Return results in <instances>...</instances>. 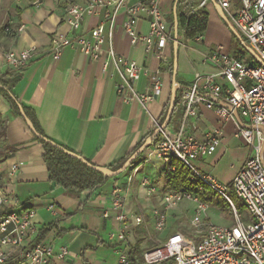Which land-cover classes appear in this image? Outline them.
<instances>
[{"label": "built area", "instance_id": "obj_1", "mask_svg": "<svg viewBox=\"0 0 264 264\" xmlns=\"http://www.w3.org/2000/svg\"><path fill=\"white\" fill-rule=\"evenodd\" d=\"M208 1L201 0L199 8L205 7ZM211 1L215 11L226 18L264 65V0ZM65 2L63 23L73 34L54 33L50 46L52 60L57 61L65 48L77 49L90 61L102 60V73L119 78L116 92L122 96L123 102H136L147 112L148 105L160 91V80L156 73L117 54L112 46V35L116 20L121 17L122 30L131 46H142L147 53L154 48L162 51L170 40V26L160 8V0H88L85 5L76 0ZM90 16H100L101 20L86 35L77 36L82 21ZM141 17L147 20L145 34L136 30ZM105 26L108 29L106 37ZM21 30L22 27L17 32ZM4 32L14 35L9 28ZM195 41H202V35H198ZM104 43L108 47L102 59ZM34 52L35 48L17 54L8 52L4 59L12 70L20 71L30 63ZM205 61L213 72H195L189 88L175 87L180 110L176 131L162 130L157 141L147 148L145 159L134 165L125 183L115 185L109 195V208L102 217L113 218L118 224L117 230L107 234V241L117 246L116 264H264V66L257 65L248 56L228 55L221 46L212 48ZM141 78L148 79L150 94L137 92L135 84ZM200 107L211 111L221 126L209 128L202 132L201 139H197ZM240 116L246 119L247 125L240 121ZM230 122L234 125L235 136L250 148V153L243 168L230 184H226L211 174L199 172L192 163L215 153L222 141L223 126ZM155 126L159 127L158 124ZM153 159L161 161L168 171L174 170L168 167L172 161L187 168L196 194L177 190L162 192L155 179L141 176L140 187L157 202V206L150 210L151 226H147L143 212L129 204L127 199L133 194L135 176L143 164ZM18 170V165H12L7 172L8 178L13 180ZM204 189L229 204L234 220L232 225L209 223L203 230L207 206L198 201L197 194ZM230 190L244 205L247 222L241 220L229 199ZM184 202L193 205L190 218L193 236L181 232L167 233L159 237L156 247L131 258L130 248L138 241L133 230L144 229V237L148 239H151V232L160 236L167 229L169 213L179 209ZM0 215V264H54L65 259L66 249L55 254L50 244H34L39 232L34 223L35 212L7 195L1 182ZM14 253L18 254L15 258Z\"/></svg>", "mask_w": 264, "mask_h": 264}, {"label": "crops", "instance_id": "obj_2", "mask_svg": "<svg viewBox=\"0 0 264 264\" xmlns=\"http://www.w3.org/2000/svg\"><path fill=\"white\" fill-rule=\"evenodd\" d=\"M76 1L85 5L88 0ZM176 1L159 2L170 27L174 24ZM200 1L195 0L191 14L197 10L204 11L208 17L207 25L210 18L221 19L211 0L201 9ZM65 6V0H0V77L19 72L12 70L6 63L5 53L17 54L35 48L30 63L20 70V80L13 89L18 103L33 112L41 131L53 143L78 154L96 167L110 168L136 149L138 144L146 142L156 129L155 124L164 117L172 92L173 76L166 68L161 72L159 68L160 63L167 65L174 59L173 38L170 36L168 45L162 51L154 48L147 53L142 46L130 45L129 38L121 27L122 18L116 20L112 35L115 52L144 66L153 74L156 73L160 80V91L148 105L147 112H144L136 102H123L122 96L116 92L119 78L114 74L108 76L102 73V60L90 61L72 48H65L57 61L52 60L50 46L54 33L68 36L73 34L63 23ZM187 10L176 5L177 21L180 14ZM231 10L234 12L235 8L232 7ZM100 20V16L86 17L76 35H86ZM20 27L22 30L17 32ZM5 28H9L14 35L6 34ZM136 30L141 34L147 32L146 18L138 20ZM107 32L105 26V37ZM204 33L202 41L198 42L186 40L180 32L175 84L181 90L189 88L195 72H213V68L205 61L212 48L204 44ZM107 47L108 44L104 43L102 59ZM232 55H239V52ZM135 88L138 93H151L147 78H141ZM179 114L178 111V116L166 127L169 132L176 131ZM2 126L1 186L20 205L35 212L34 223L39 227L38 235L40 233L41 238L39 243L50 244L55 254L66 249L65 259L54 264H116L117 246L107 241V234L117 230L118 224L113 218L104 219L102 215L109 208V195L113 187L125 183L133 166L119 176L110 178L93 194H70L49 181L42 161L41 145L35 141L22 116L15 113L0 94V130ZM220 126L211 111L200 107L197 139H201L202 132L209 128ZM225 127L227 134H224ZM238 142L242 141L235 136L233 123H227L223 126L222 141L215 153L205 160L195 161L194 167L223 182L225 176L218 171V164L225 152L232 150ZM145 154L146 150L135 165L145 159ZM12 165H18L19 170L15 178L10 180L7 172ZM164 170L163 163L156 159L143 164L134 178L133 194L127 199L129 204L137 206L143 212L147 226H151L150 210L157 206V202L154 196H148L140 187V178L143 175L150 176L156 180L160 191H167L163 182ZM235 175H230L231 179ZM187 204L186 207L182 204L179 209L169 213L167 229L160 238L173 232L189 235L175 224L178 218L172 219L173 215L178 216L182 210L188 211L191 218L193 205ZM209 209L207 207L206 212ZM45 229L47 231L42 235ZM133 234L139 240L144 237L145 232L144 229H134ZM17 255L14 253L13 258Z\"/></svg>", "mask_w": 264, "mask_h": 264}, {"label": "trees", "instance_id": "obj_3", "mask_svg": "<svg viewBox=\"0 0 264 264\" xmlns=\"http://www.w3.org/2000/svg\"><path fill=\"white\" fill-rule=\"evenodd\" d=\"M185 7L188 9L184 13L180 14L178 19L179 22V32H182L186 40H195L198 35H202L207 27V14L202 10H197L193 14L190 13V10L195 7V0H178L177 7ZM170 36L173 38V26L170 27ZM235 38V36H233ZM246 52L240 51L239 55L246 56ZM170 71L171 75L173 73V61H170L169 64L165 65V63H160L159 71H164V69ZM20 71L16 75L6 74L0 77V94L6 99L10 108L15 111V113L21 116V113L24 114L25 118L31 124L32 129L41 135L42 138H45L47 141H51L48 139L43 132L41 131L36 118L33 112L29 109L23 108L18 103V100L13 94V89L15 85L20 80ZM168 109V108H167ZM164 113V117L167 113ZM178 108L177 102H175V107L170 118L169 124H172L173 119L178 116ZM180 115V114H179ZM163 117V119H164ZM163 119L158 123L161 125ZM167 126V128H168ZM4 136V127H1L0 130V138ZM149 138V137H148ZM35 141L41 145L42 148V161L47 169L49 181L53 183L55 186L63 189L65 192L70 194H81L83 192H88L89 194L95 193L101 186H103L106 181L110 178L104 176L102 173L94 171L93 169L87 167L82 162L76 160L70 155L66 154L64 151L68 153L75 154L74 152L60 146L62 150L55 148L43 141L42 139H38L34 137ZM158 137L152 141L151 144L157 141ZM52 142V141H51ZM144 142L138 144L136 149H138ZM134 149L132 152L128 153L124 158H122L118 163L114 166L107 168L111 171H115L119 169L125 161L131 156V154L136 151ZM78 155V154H76ZM79 156V155H78ZM81 157V156H80ZM141 155L137 157V159L131 164L130 167L134 166L138 161ZM85 160V159H84ZM91 166H94L89 161L85 160ZM168 167H173V171H168L165 169L163 171V182L165 183V187L168 190H177L182 193H190L196 194L193 189V184L189 181L190 171L181 165L177 161H172ZM198 201L204 203L208 208H215L222 215L231 213V209L229 204L222 198L217 197L208 189H204L201 194H197ZM229 199L231 200L236 212L239 215H242L244 212V205L241 201L233 194L230 190ZM1 216V215H0ZM248 221V216L243 219V222ZM47 231L45 229L42 235ZM40 235V233H39ZM38 237L34 241V244H37L41 241V238ZM131 258L138 257L140 254L139 249V241H137L130 248ZM136 260H133L135 263Z\"/></svg>", "mask_w": 264, "mask_h": 264}, {"label": "rangeland", "instance_id": "obj_4", "mask_svg": "<svg viewBox=\"0 0 264 264\" xmlns=\"http://www.w3.org/2000/svg\"><path fill=\"white\" fill-rule=\"evenodd\" d=\"M237 1V0H236ZM179 13V10H178ZM222 19V17H221ZM219 18H210L208 21L207 28L204 33V44L208 47L215 48L217 46H221L223 48L224 53L228 55L235 54L240 51L246 52L245 46L248 47L245 43V40L243 38H237L234 33L230 30L228 25L224 23L223 20ZM170 21V20H168ZM235 36V38L233 37ZM179 41L181 40L180 32H179ZM247 53V52H246ZM246 56L249 57L248 54ZM240 121L247 125V121L245 118H242L240 116ZM226 133V127H225V133ZM250 153V148L243 144L242 142H238L235 147L232 148V150L226 151L225 155L222 157L221 161L218 164V171L223 174L225 177L222 179V181L226 184H230L232 179L230 175L237 174L239 170H241L247 161ZM193 162V166H194ZM131 168V167H129ZM197 169V168H196ZM128 170V169H127ZM198 170V169H197ZM199 171V170H198ZM202 172V171H200ZM186 203V204H184ZM182 203L184 207L188 205L189 202ZM190 204V203H189ZM212 209H215L211 207L205 216H203V219L206 220L207 223L204 222L203 230L206 229L207 225L209 223L216 224L218 226H229L234 223L232 213L228 212L225 216L222 215L218 210L213 211ZM245 209V207H244ZM192 213V212H191ZM188 211L184 212V210L181 211L178 216H172V219L174 218L175 224L178 225L184 233H189V236H193V230L190 227V218L188 216ZM248 214L244 210L242 213L241 220L246 218ZM141 235V233H140ZM151 239H148L147 237H143L139 239V249L140 252L143 250L150 249L152 247H156L159 244V236L150 233Z\"/></svg>", "mask_w": 264, "mask_h": 264}, {"label": "water", "instance_id": "obj_5", "mask_svg": "<svg viewBox=\"0 0 264 264\" xmlns=\"http://www.w3.org/2000/svg\"><path fill=\"white\" fill-rule=\"evenodd\" d=\"M178 0L176 1L175 5H174V24H173V74H172V92H171V96H170V100H169V105H168V110L166 113V116L162 122L161 125H159V127H156V129L153 131V133L150 135V137L146 140L145 143H143L136 151H134L131 156L125 161V163L117 170L115 171H111L107 168H100V167H96V166H91L90 164H88L82 157L76 155V154H71L68 153L67 151H64L66 154L70 155L71 157L75 158L76 160L82 162L84 165H86L87 167L93 169L94 171L100 172L102 173L104 176L108 177V178H113V177H117L120 174H122L123 172H125L130 166L131 164L137 159V157L139 155H142V153L147 150V148L151 145L152 141L154 139H156L158 137V135L160 134V132L164 129H166V127L169 124L170 118L172 116L174 107H175V102H176V84H175V75H176V69H177V52H178V21H177V17H176V13H175V9H176V5H177ZM222 20L224 21V23H226L228 25V27L230 28V30L234 33V35L239 38V35L237 34V32L234 30V28L228 23V21L226 20V18L221 15ZM246 52L247 54L255 61V63L257 65L260 66H264L262 61L255 55V53L249 48L246 47ZM22 118L25 120V122L27 123L29 130L31 131V133L34 135V137L38 138V139H42L43 141L47 142L48 144H50L51 146L58 148L60 150H62V148L51 142V141H47L45 138H42L41 135H39L38 133H36L33 129L31 124L28 122V120L25 118L24 114L21 113ZM234 116L237 119V113L234 112ZM264 151V141L262 144V153Z\"/></svg>", "mask_w": 264, "mask_h": 264}]
</instances>
